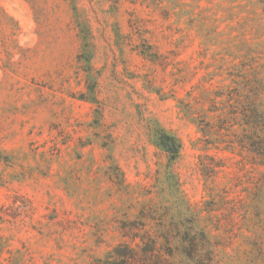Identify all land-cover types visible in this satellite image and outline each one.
I'll use <instances>...</instances> for the list:
<instances>
[{
  "label": "rangeland",
  "instance_id": "1",
  "mask_svg": "<svg viewBox=\"0 0 264 264\" xmlns=\"http://www.w3.org/2000/svg\"><path fill=\"white\" fill-rule=\"evenodd\" d=\"M253 122L264 0H0V264H264Z\"/></svg>",
  "mask_w": 264,
  "mask_h": 264
},
{
  "label": "trees",
  "instance_id": "2",
  "mask_svg": "<svg viewBox=\"0 0 264 264\" xmlns=\"http://www.w3.org/2000/svg\"><path fill=\"white\" fill-rule=\"evenodd\" d=\"M258 108H259V105H256L254 103L253 111L258 110ZM252 119L254 118L252 117L251 120ZM251 128H252V131L250 132V142L253 143L256 140H259L260 137L258 135H261V133H264L262 131L264 127L262 125H258L253 122L251 123ZM261 128L262 130L260 131ZM157 146L161 150L165 151L172 159H174V157H177L181 150V144L179 140L175 136L167 135V134H161L159 136ZM123 257H126V256H123Z\"/></svg>",
  "mask_w": 264,
  "mask_h": 264
}]
</instances>
